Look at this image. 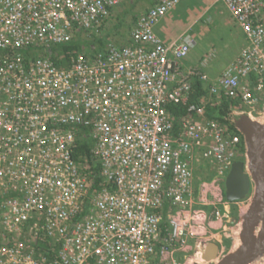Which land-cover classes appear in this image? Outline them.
<instances>
[{
	"label": "built area",
	"instance_id": "2783aa9c",
	"mask_svg": "<svg viewBox=\"0 0 264 264\" xmlns=\"http://www.w3.org/2000/svg\"><path fill=\"white\" fill-rule=\"evenodd\" d=\"M125 1L0 0V264H196L210 243L216 264L225 241L237 244L231 207L250 197L232 204L223 186L244 142L205 110L225 97L239 102L232 112L264 118V0H215L246 42L215 78L185 64L187 33L165 43L154 31L182 0H159L128 43L103 53L61 68L45 52L24 58L82 31L100 36ZM194 80L207 94L176 128L167 107L186 104ZM82 127L97 189L73 159Z\"/></svg>",
	"mask_w": 264,
	"mask_h": 264
},
{
	"label": "water",
	"instance_id": "95a60500",
	"mask_svg": "<svg viewBox=\"0 0 264 264\" xmlns=\"http://www.w3.org/2000/svg\"><path fill=\"white\" fill-rule=\"evenodd\" d=\"M230 123L241 135L245 153L243 161L237 159L230 167L224 181V196L232 204L250 197V204L237 214L239 246L230 248L216 264H253L264 258V118L254 120L232 112ZM218 253V244L206 245L203 264H212Z\"/></svg>",
	"mask_w": 264,
	"mask_h": 264
},
{
	"label": "rangeland",
	"instance_id": "374dc122",
	"mask_svg": "<svg viewBox=\"0 0 264 264\" xmlns=\"http://www.w3.org/2000/svg\"><path fill=\"white\" fill-rule=\"evenodd\" d=\"M151 3V0H146L142 4L132 5L128 13L133 16L139 15ZM125 7L124 5L123 8ZM215 9L220 13L213 14V11L207 13L201 3L183 0L165 16V20L158 26L159 31L168 37L177 36L179 33L187 31V35L195 41V45L190 49L185 62L191 65H201L202 70L211 78L219 76L246 43L243 34L234 22H231L232 19L225 8L219 4ZM123 31L121 29V32ZM128 35L129 32L126 33V36ZM118 43L120 44L121 40H118ZM202 63H204L203 66ZM242 158L239 157V160ZM238 206L245 209V203H240ZM237 210L236 214L232 213V220L237 217ZM190 244L193 245V242ZM224 244L227 249L232 248L231 242L225 241ZM239 244L240 242L237 241L234 247ZM253 264H264V258Z\"/></svg>",
	"mask_w": 264,
	"mask_h": 264
},
{
	"label": "trees",
	"instance_id": "16d2710c",
	"mask_svg": "<svg viewBox=\"0 0 264 264\" xmlns=\"http://www.w3.org/2000/svg\"><path fill=\"white\" fill-rule=\"evenodd\" d=\"M117 17L119 16H116V18ZM112 18L114 21L113 25H110L105 30V32H103L100 36L92 35L90 37H86L82 31L81 33H78L69 43L52 46L49 49L46 48H42L41 50L26 49V50H22L21 52L25 59L30 57L31 53L34 54H38L40 52L48 53V57L53 62V64L56 67L61 68L65 66L69 62V59L75 56V53L77 52H83V53L86 52L88 54L103 53L105 47L108 44L112 43L117 47L122 46L127 41L126 33L131 30V25L127 23L128 21L127 19H121V18L115 19V17ZM121 29H123L124 31L121 32ZM118 40H121L120 44L118 43ZM62 56L63 58L60 59ZM252 80L254 81V78H252ZM206 94H207V85L201 83L198 80H194L188 102L186 104H180V105L172 104L167 107L168 110L171 112L172 116L174 117L176 128L178 126V123L182 120V118L191 114L188 112L189 106L197 105L199 99L205 96ZM238 106H239L238 101L230 100L224 97L219 104L214 106L208 105L205 110V115L206 118L212 119L217 123L227 126V128L231 130L233 133L240 135L238 131L234 128V126L230 123V115L232 113V110L236 109ZM89 133H90L89 128L86 127L81 128L80 133H78L79 136L76 139L75 147L73 149V159L77 163L88 164V166L90 167L88 173L92 181V189H97L99 184L102 183V178L100 176L101 166L93 158L92 149L94 146V142L88 136ZM236 209L237 208L235 206H232L231 212L233 214H236ZM46 245H49V242L39 241L37 245V247H39L38 250L43 251L44 249H46Z\"/></svg>",
	"mask_w": 264,
	"mask_h": 264
},
{
	"label": "crops",
	"instance_id": "0c3cea01",
	"mask_svg": "<svg viewBox=\"0 0 264 264\" xmlns=\"http://www.w3.org/2000/svg\"><path fill=\"white\" fill-rule=\"evenodd\" d=\"M146 0H126L125 2H123L122 4H121V6H119V7H117V8H115V9H113L112 10V15L110 16V19H109V24H108V27L110 26V25H113V18L112 17H115V19H117V18H121V19H127L128 20V23L131 25V30H132V28H133V26H134V23H135V21L137 20V18L142 14V13H144V12H146L148 9H150L151 7H153L159 0H151L152 1V3H151V5H149L146 9H143L140 13H139V15H130L129 13H128V10L129 9H131V6L132 5H136V4H142V3H144ZM183 1V0H182ZM181 1V2H182ZM189 2H190V0H188ZM201 3L204 7H205V11H207V13H211L212 11H213V14L214 13H217V14H219L220 13V11H217L216 9H215V7L217 6V5H219V4H216L215 3V0H193V3ZM124 5L126 6L125 8H123L124 7ZM179 5V4H178ZM116 16H119V17H117L116 18ZM231 18V17H230ZM163 20H165V17L162 19V21ZM161 21V22H162ZM231 22H232V20H231ZM160 24V23H159ZM159 24L155 27V29H154V31H155V33L165 42V43H168V42H172L173 40H175V39H177V38H179L180 36H182V34H185V33H187V31L186 32H181V33H179V35H177V36H171V37H168V36H166L163 32H160L159 31V29H158V26H159ZM107 27V28H108ZM131 30L129 31V35H130V32H131ZM129 35L128 36H126L127 37V41H126V43H128V41H129ZM193 46L195 45V41L193 40ZM125 43V44H126ZM244 43V42H243ZM239 54V51L237 52V54H236V56ZM235 56V57H236ZM185 64L186 65H191V64H189V63H186L185 62ZM229 64V63H228ZM227 64V65H228ZM196 65V64H195ZM226 65V66H227Z\"/></svg>",
	"mask_w": 264,
	"mask_h": 264
},
{
	"label": "bare ground",
	"instance_id": "6f19581e",
	"mask_svg": "<svg viewBox=\"0 0 264 264\" xmlns=\"http://www.w3.org/2000/svg\"><path fill=\"white\" fill-rule=\"evenodd\" d=\"M237 233H238V231H237ZM224 245H225V244H224ZM194 252H195L196 255L198 256V260H199V261H203V260H202V252H200V251H198V250H195ZM203 263H204V262H202V263L199 262V264H203ZM180 264H181V263H180Z\"/></svg>",
	"mask_w": 264,
	"mask_h": 264
},
{
	"label": "flooded vegetation",
	"instance_id": "af4514ba",
	"mask_svg": "<svg viewBox=\"0 0 264 264\" xmlns=\"http://www.w3.org/2000/svg\"><path fill=\"white\" fill-rule=\"evenodd\" d=\"M243 160H244V158L240 159L239 161H243Z\"/></svg>",
	"mask_w": 264,
	"mask_h": 264
}]
</instances>
